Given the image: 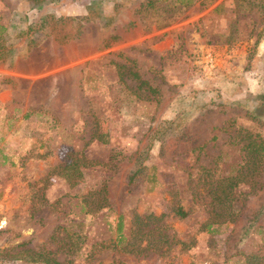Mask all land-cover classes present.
Masks as SVG:
<instances>
[{
    "label": "rangeland",
    "instance_id": "374dc122",
    "mask_svg": "<svg viewBox=\"0 0 264 264\" xmlns=\"http://www.w3.org/2000/svg\"><path fill=\"white\" fill-rule=\"evenodd\" d=\"M92 1L0 0V264H46L47 250L65 264H257L264 162L259 186L232 193L235 220L204 224L207 183L245 170L243 137L264 138V0ZM48 15L74 17L63 25L78 37L46 36ZM140 156L149 168L130 185ZM103 185L109 206L87 212L83 197ZM150 212L189 246L100 248L120 216L128 235Z\"/></svg>",
    "mask_w": 264,
    "mask_h": 264
},
{
    "label": "trees",
    "instance_id": "16d2710c",
    "mask_svg": "<svg viewBox=\"0 0 264 264\" xmlns=\"http://www.w3.org/2000/svg\"><path fill=\"white\" fill-rule=\"evenodd\" d=\"M55 1L57 2L59 0H31V2H33L35 6L39 8L44 4ZM94 1L95 0L92 2ZM193 1L194 0H189L190 3ZM67 21L74 22L76 19L71 16H62L55 19L48 15L41 19L39 30L46 34V36H52L58 43L64 44L78 37L77 34L75 35V25L79 21H76V24L72 23L69 28H66L63 23H67ZM9 48H12V46ZM4 55L6 54L2 53L0 49V61H5V59H7V56ZM131 72L132 75L139 81L138 88L143 89L145 93H148L147 95L155 98L158 93L157 88L152 87L146 80H143L137 71L133 70ZM259 99L262 100V104H264V95L259 97ZM242 139L245 140L243 149L246 150V154L248 156L243 163V167L241 168H245V170L239 172L236 175L220 177L215 179V181L211 180L209 183H207L209 186V194H211V212L210 216L205 221L204 227L211 228L214 224L226 223L235 220L238 215V211L234 208L232 200V193L234 192L235 188L241 184H247L251 187V189H254L261 184L256 176L262 172V165L264 162V138L259 134H253L250 132ZM147 159L148 158L145 156L138 157L139 164H137L135 171L129 177L130 185L134 184L140 176L145 175L146 170L149 168L148 164H146ZM77 169L78 168H76V170ZM206 171L210 173L208 168ZM80 174L82 175V172H80ZM241 175H245V177H241ZM83 203L85 206H87V212L91 213L99 212L103 208L108 207L109 203L106 185H103L88 195H85L83 197ZM172 211L176 216L181 218H184L190 214V210L180 202H175L173 204ZM262 212L263 211L261 209L255 213L253 221L257 220ZM166 215V213L157 214L155 212L146 214L134 213L132 225L128 235H124L122 232L123 216H120L119 229L121 234L119 238L103 241L98 245L101 249L111 248L133 253H141V251L149 248L150 246L161 251L162 247L165 245H171V243H179L183 247H188L189 244L176 239L175 234H167L165 232L163 219ZM251 225L252 224L249 226ZM81 238L82 237H77L78 240H81ZM64 239L65 240H63L64 243L61 246V249L68 253V255L77 253L81 248V245L78 241H71L72 237H70L67 241L66 237ZM144 243L146 244L144 245ZM38 255L40 257H44L43 261L46 264H65L64 262L58 260L55 253L52 251H39ZM248 259L249 261H251L250 259L258 261H253V263L264 264V255H250L248 256ZM262 260L263 262H261Z\"/></svg>",
    "mask_w": 264,
    "mask_h": 264
},
{
    "label": "crops",
    "instance_id": "0c3cea01",
    "mask_svg": "<svg viewBox=\"0 0 264 264\" xmlns=\"http://www.w3.org/2000/svg\"><path fill=\"white\" fill-rule=\"evenodd\" d=\"M16 62H17V60H16Z\"/></svg>",
    "mask_w": 264,
    "mask_h": 264
}]
</instances>
